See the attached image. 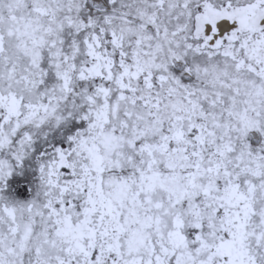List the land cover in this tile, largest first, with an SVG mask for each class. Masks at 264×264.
<instances>
[{
  "label": "snow or ice",
  "instance_id": "6c2138e0",
  "mask_svg": "<svg viewBox=\"0 0 264 264\" xmlns=\"http://www.w3.org/2000/svg\"><path fill=\"white\" fill-rule=\"evenodd\" d=\"M0 264H264V0H0Z\"/></svg>",
  "mask_w": 264,
  "mask_h": 264
}]
</instances>
